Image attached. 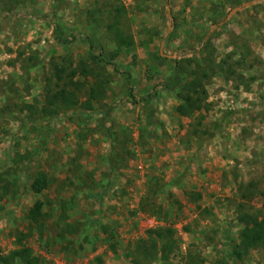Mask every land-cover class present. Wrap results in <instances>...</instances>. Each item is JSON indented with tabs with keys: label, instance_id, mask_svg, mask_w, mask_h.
<instances>
[{
	"label": "rangeland",
	"instance_id": "1",
	"mask_svg": "<svg viewBox=\"0 0 264 264\" xmlns=\"http://www.w3.org/2000/svg\"><path fill=\"white\" fill-rule=\"evenodd\" d=\"M114 16L132 45L113 40ZM81 60L105 84L91 110L25 109L62 85L57 65ZM193 70L206 74V100L182 115L175 82ZM83 76L80 101L93 82ZM40 173L47 186L33 193ZM3 188L0 255L23 246L36 264H264V245L233 253L239 214L264 212V0H0ZM160 228L151 249L147 230Z\"/></svg>",
	"mask_w": 264,
	"mask_h": 264
},
{
	"label": "trees",
	"instance_id": "2",
	"mask_svg": "<svg viewBox=\"0 0 264 264\" xmlns=\"http://www.w3.org/2000/svg\"><path fill=\"white\" fill-rule=\"evenodd\" d=\"M117 11H119L118 8ZM107 29L110 33H112V38L119 48L125 46L128 47L133 44V37L131 35H127L119 27L117 16H114L111 23L107 24ZM116 54L117 52L113 53L112 57H115ZM92 59L96 64L101 61L97 56H92ZM181 61L190 63L191 59L185 57ZM192 74H194V76L185 82L183 81L184 83H182V79L175 82L176 86L178 85L179 87L178 96L181 99V103L177 105L176 110L182 115H189L195 111H199L203 107L206 100V90L203 82L206 78V74L201 72L198 75V73L196 74L194 70L192 71ZM54 76L57 81L58 79L64 80L62 85H58L59 87L57 86V88H49L46 85L41 106H37L36 103L25 104V109L37 108L40 112V117L52 116L60 113L61 110L79 108V106H81L82 109L89 111L92 109L93 102L102 98L105 94L104 82L99 80V75L95 74L93 68L86 65L83 60H81L77 66L57 65L54 69ZM76 76H83L84 78L89 76L93 77V82H90L86 88V96L83 101H80V96L83 88L86 86L84 82L78 80ZM26 120L30 122L32 121V117L29 113L26 114ZM46 186V176L45 174L40 173L31 182L30 190L33 193H40L44 188H46ZM0 192V198L7 194L6 188H3ZM42 205L43 204L40 200H36L29 208L27 217L30 220L36 221L37 218L42 216ZM238 219L244 224V226L240 230L239 241L235 244L233 253L237 258H241L243 255L247 254L251 248L264 245V212L260 216L247 212H241ZM164 231L167 230L164 228H160L159 230H147V239L151 241V249L156 246L151 233L155 232L158 237H164V234H162ZM168 231V237L166 236L167 239L164 240L162 248L168 247L170 243L169 238L172 237V231L170 229H168ZM142 241L145 240H141L137 248L140 249L142 246L143 250L147 251V248L141 244ZM16 258L19 259L21 264H36L38 260L36 256L31 254L30 248L22 246L11 250L8 255H0V264L13 263Z\"/></svg>",
	"mask_w": 264,
	"mask_h": 264
},
{
	"label": "water",
	"instance_id": "3",
	"mask_svg": "<svg viewBox=\"0 0 264 264\" xmlns=\"http://www.w3.org/2000/svg\"><path fill=\"white\" fill-rule=\"evenodd\" d=\"M246 5V4H245ZM240 7H235V8H233L230 12H229V14L231 13V12H233V11H235V10H237V9H239ZM167 10L169 11V8L167 7ZM160 50H161V54L162 55H165V56H167V57H169V58H175V57H177L175 54H170V55H167L166 53H164V52H162V49L160 48ZM178 57H180V56H178Z\"/></svg>",
	"mask_w": 264,
	"mask_h": 264
},
{
	"label": "crops",
	"instance_id": "4",
	"mask_svg": "<svg viewBox=\"0 0 264 264\" xmlns=\"http://www.w3.org/2000/svg\"><path fill=\"white\" fill-rule=\"evenodd\" d=\"M29 94H26V96L28 97Z\"/></svg>",
	"mask_w": 264,
	"mask_h": 264
}]
</instances>
